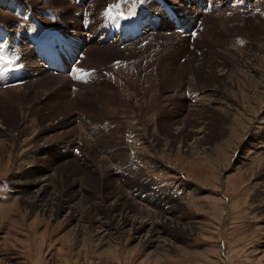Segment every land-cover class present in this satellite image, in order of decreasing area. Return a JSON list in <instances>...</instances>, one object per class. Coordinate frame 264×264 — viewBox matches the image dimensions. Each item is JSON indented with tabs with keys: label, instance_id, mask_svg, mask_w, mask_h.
Returning <instances> with one entry per match:
<instances>
[{
	"label": "rangeland",
	"instance_id": "rangeland-1",
	"mask_svg": "<svg viewBox=\"0 0 264 264\" xmlns=\"http://www.w3.org/2000/svg\"><path fill=\"white\" fill-rule=\"evenodd\" d=\"M83 1L0 0L6 46L20 32L16 55L0 48L12 61H0V264H264V0L208 14L182 0H120L126 28L144 27L121 45L100 35L114 0ZM49 11L59 23L41 18ZM46 27L87 53L74 74L47 69ZM51 181L46 201L68 207L37 204L36 184ZM70 208L85 210L81 224ZM110 221L128 233L96 228ZM141 225L162 233L137 236Z\"/></svg>",
	"mask_w": 264,
	"mask_h": 264
},
{
	"label": "bare ground",
	"instance_id": "bare-ground-1",
	"mask_svg": "<svg viewBox=\"0 0 264 264\" xmlns=\"http://www.w3.org/2000/svg\"><path fill=\"white\" fill-rule=\"evenodd\" d=\"M207 0H195V2H194V4H192V5H194V6H204L205 4H204V2H206ZM213 5H215V7H216V9H215V11L216 10H218V11H216V12H219V11H223V10H225L227 7H233V2H232V0H209ZM44 2V1H43ZM64 3V2H63ZM248 3H250V2H248ZM43 4V3H42ZM127 4H128V2H127ZM44 5V4H43ZM62 6V5H61ZM206 7V6H205ZM204 7V8H205ZM126 8H129L128 7V5L126 6ZM230 8V9H231ZM76 9L77 10H82L81 8H77L76 7ZM130 9H131V7H130ZM128 10V9H127ZM237 10V9H236ZM131 12V11H130ZM233 11H231V13H232ZM252 12V11H251ZM226 22V21H225ZM79 30L80 29H75V30H72V32H74V34L73 35H77L78 36V38H83L82 37V35H81V33L79 32ZM88 36L89 34H85V36ZM64 37V36H63ZM90 37V38H89ZM104 37V36H103ZM102 37V38H103ZM65 38V37H64ZM86 42H88V43H90L91 44V40H95L96 42L98 41V40H100L99 39V36H97L96 37V39L95 38H93L92 36H88V39H85V38H83ZM117 39V38H116ZM134 39H136V38H134ZM105 40V39H104ZM118 40V39H117ZM103 41V40H102ZM107 41V40H106ZM128 42V41H127ZM106 43H108V41L106 42ZM121 43H125L126 44V41H123V42H121ZM114 44V43H113ZM150 44V43H149ZM68 45V44H67ZM118 45H119V43H118ZM121 45V44H120ZM123 47H125L124 45H123ZM128 46L126 45V48H127ZM127 50H128V48H127ZM131 51H135L134 50V48H133V50L132 49H130ZM129 50V51H130ZM137 51V50H136ZM190 86V85H189ZM199 92V91H198ZM212 93V92H211ZM207 96H210L209 94H207ZM205 97V98H208V97ZM211 100V99H210ZM200 101V100H199ZM212 102H213V100H211ZM203 101H201L200 103H202ZM205 103H206V101H204ZM211 102V104H213ZM199 103V102H198ZM208 103V102H207ZM218 103V102H217ZM217 105V104H216ZM232 106V105H231ZM218 109H220V110H224L223 112H225V113H227L228 114V106H226V105H224V106H221L220 108H218ZM229 115V114H228ZM227 115V116H228ZM250 123V122H249ZM241 140V139H240ZM244 141V140H243ZM198 142V141H197ZM241 143H243V142H241ZM75 153V152H74ZM235 159V158H234ZM243 164V163H242ZM239 167V166H238ZM53 176L52 175H50V176H47L46 177V179L45 180H47V179H52L53 180V178H52ZM86 180V179H85ZM97 180V179H96ZM44 181V180H43ZM48 181V180H47ZM98 183V182H97ZM52 185V181H51V183H47V185H44L43 183H38V184H36V186H35V188H38V192H37V194H38V197H37V200L36 201H40L39 203H37V204H39V206H41V208H43V209H46V208H48V206H51L52 207V204L51 203H54V202H52V201H57L58 202V205H59V202H60V208L61 209H63L64 208V206L65 207H68V205L67 204H61V199H52V201L50 200H47L46 201V197H47V194H48V192H49V190H48V187L49 186H51ZM84 185V184H83ZM18 190H19V192L22 194L23 193V190H21V188L20 187H18ZM81 190V189H80ZM77 191V190H76ZM84 191V190H83ZM83 195V192L81 191V197H83L82 196ZM43 197V198H42ZM129 197V196H128ZM42 198V199H41ZM118 199V198H117ZM118 201V200H117ZM124 202V201H123ZM122 203V202H121ZM135 204V203H134ZM118 206V205H117ZM124 206V205H123ZM36 207V206H35ZM102 208V207H101ZM127 209V208H126ZM71 210H74L75 212H73V211H71ZM115 210V209H114ZM138 210H140V209H138ZM47 211V210H46ZM69 211H71V213L73 214V217H72V219H73V222H76V224H81V221H80V216L82 217V219H85V213H84V209H79V211H77V209H72V208H70L69 209ZM89 211V210H88ZM122 211V210H121ZM117 212V211H116ZM128 212H129V210H128ZM127 212V213H128ZM147 212H149V211H147ZM58 213V212H57ZM57 213H55V215L54 216H57V217H59L60 215H59V213L57 214ZM89 213V212H88ZM133 213V212H132ZM122 214V213H121ZM134 214V213H133ZM132 215V214H131ZM136 215V214H135ZM140 215H141V213H140ZM149 215V214H148ZM122 216V215H121ZM126 216H127V214H126ZM71 217V216H70ZM138 217H139V215H138ZM146 217V216H145ZM114 218V217H113ZM137 218V217H136ZM114 220V219H113ZM138 220V219H137ZM72 221V220H71ZM89 221H90V225H91V223L93 222L92 221V219H89ZM100 221V220H99ZM102 221V220H101ZM140 221H142V219L140 220ZM139 221V222H140ZM137 222V221H136ZM151 222V221H150ZM107 223H109L110 224V226H107L106 224ZM107 223H102V222H100V223H98L99 224V226L97 227L96 226V228H100L101 230H103L104 229V226H106V227H108L107 229L108 230H106L108 233H109V235L110 236H113V237H115L114 235H125V234H127L128 232L126 231V230H124L123 232H122V230L123 229H119L117 226V229H118V234L115 232V224H114V222H107ZM128 222H126L125 224H127ZM145 223V222H144ZM164 223V224H163ZM163 223H161V224H163V229H165L166 230V227H165V223H166V221L165 222H163ZM136 224V223H135ZM161 224H160V226H161ZM168 224H169V222H168ZM103 225V226H102ZM139 225V224H138ZM157 225V224H156ZM95 226V225H94ZM132 226V225H131ZM158 226V225H157ZM82 227H84V225L82 224ZM146 227H147V225H146ZM146 227H144V226H140V227H135L134 226V233L135 232H138V234H137V236H141V234H142V231L143 232H145V233H147V234H149V235H151L148 239H150V240H152V238L151 237H153V239L154 238H156V240H157V237H158V235H160L161 233H162V231H158L157 232V230H156V228H152V231L151 230H149V231H145L146 230ZM151 227V226H150ZM93 228V227H92ZM159 228V227H158ZM162 229V230H163ZM114 231V233L112 234L111 232H113ZM168 231V230H167ZM76 232V231H75ZM141 239V238H140ZM140 242H142V241H140ZM160 243V242H159ZM165 247V246H164Z\"/></svg>",
	"mask_w": 264,
	"mask_h": 264
},
{
	"label": "snow or ice",
	"instance_id": "snow-or-ice-1",
	"mask_svg": "<svg viewBox=\"0 0 264 264\" xmlns=\"http://www.w3.org/2000/svg\"><path fill=\"white\" fill-rule=\"evenodd\" d=\"M108 11H109V13H111L112 9H109ZM0 61H3V63H5V64H11V63H12V61H10V60H6V59H5L4 57H2V56H0ZM5 70H6V69H5ZM88 75H89V73H87V72H84V73L77 72V74H76V78H77V79H83V77L88 76Z\"/></svg>",
	"mask_w": 264,
	"mask_h": 264
},
{
	"label": "crops",
	"instance_id": "crops-1",
	"mask_svg": "<svg viewBox=\"0 0 264 264\" xmlns=\"http://www.w3.org/2000/svg\"><path fill=\"white\" fill-rule=\"evenodd\" d=\"M173 185H175V184H173ZM171 189H173V186L171 187ZM174 190V192H175V189H173Z\"/></svg>",
	"mask_w": 264,
	"mask_h": 264
}]
</instances>
